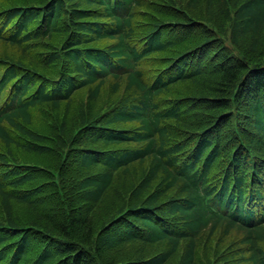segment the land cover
Returning <instances> with one entry per match:
<instances>
[{
  "label": "trees",
  "instance_id": "obj_1",
  "mask_svg": "<svg viewBox=\"0 0 264 264\" xmlns=\"http://www.w3.org/2000/svg\"><path fill=\"white\" fill-rule=\"evenodd\" d=\"M0 264H264V0H0Z\"/></svg>",
  "mask_w": 264,
  "mask_h": 264
}]
</instances>
